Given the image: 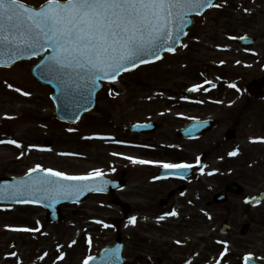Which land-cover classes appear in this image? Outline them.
<instances>
[{"label":"rangeland","instance_id":"obj_1","mask_svg":"<svg viewBox=\"0 0 264 264\" xmlns=\"http://www.w3.org/2000/svg\"><path fill=\"white\" fill-rule=\"evenodd\" d=\"M23 1L34 5H39L42 2V0ZM218 2L223 3L224 7L211 9L204 16L196 19L189 37L184 42L188 45L186 49L181 48L175 55L166 56L163 61L157 64L141 67L125 74L115 88L108 85L99 94L97 108L93 112L84 115L80 123L73 127L76 129L73 136L67 131L69 127L57 121L54 116L55 107L50 98L52 90L32 78L30 68L35 60L22 62L12 69H0V120L6 123V129L3 132L5 133L4 139L13 138L23 145L21 149H17L14 145L11 148H0V174H22L36 164L67 174H88L96 168L102 169L104 173L108 174L111 159L110 147L98 143L94 138L86 140L82 137L118 136L119 131L128 129L136 121L154 120L158 122V109L160 108L158 100L165 101V104L169 103L166 101L168 99H162L160 94L163 93L165 97L169 94L176 95L181 88L192 86L205 77H216L226 68V65L221 67V62H226V58L229 56L237 55L238 50L235 49L238 44L237 39L240 33L246 30L245 28H249L254 33L264 30V19L255 22L245 19V21L240 22L238 0H220ZM230 36L236 37V39H229ZM232 47L234 48L233 53H226V50H230ZM200 67L203 75H201ZM228 68L230 69V67ZM229 72L232 73V71ZM5 82L12 84L14 88L27 91L31 95L29 97L22 96L18 92L9 89ZM110 90L113 95L119 93L120 96H114V99L109 98ZM8 116L15 118L6 119ZM126 126L127 128H124ZM49 138L54 141L50 151H39L36 148L29 150L31 145L47 149L44 147V142ZM132 138L133 141L142 140V138L136 136ZM21 152L25 154L17 159ZM61 152H70L76 155L72 157L58 155ZM77 153L80 154L78 158ZM196 184L198 186L199 182H196ZM210 184L211 182H208L205 185L209 186ZM197 189L204 188L198 186ZM216 189L217 186L213 183L212 192ZM107 200L108 197L105 196H91L83 205L82 210L87 213L84 215L73 212L74 209H77V206L68 207L67 213L65 212L66 219L60 227L50 225L45 220V211L39 207L17 206L10 210L3 207L0 210V259L4 258L3 260L8 263L14 261L7 260L4 256L5 253H3L7 244L12 239H16L17 236L7 229L12 228L13 223H17V227H24V222L31 223V227L44 225V230L37 234L34 247H30L18 238L16 239L19 243L16 246L20 251L19 257L27 258L31 254L28 258L31 260V264L78 263L83 256L93 255L105 244L114 241L119 233H122L127 240L125 254L129 255L134 252V249L137 248L135 246L139 243H134L136 242L134 238L145 237L142 229L146 232L148 224L153 223V221L157 222L158 217L161 215H156L157 213L138 215L141 217L138 227L131 225L125 227L127 222H123V219L120 218L122 214L110 211L106 205ZM135 201L138 200L135 199ZM181 205L182 207H177L179 212L177 217H166L163 222H165V225L175 228L176 238L189 241L187 247L190 245L197 247L200 244V255L197 252L193 264H207L208 256L204 252L205 243L200 237H207L208 235L204 231L205 226L200 227L199 224H204L205 214L197 213L191 209L185 210L184 207L189 206L186 202H181ZM243 205L231 214H228V210L223 205L211 206L208 213L213 221V238L208 242L210 254L217 253V250H213L216 246L214 239L226 240L228 238V236H223L219 232L221 224L228 216L233 229L240 235L241 226L247 221L248 216L247 209ZM94 217L102 218L107 221L105 223L110 225H112L110 218L118 219L120 226L116 229H113V227L103 229L101 226L102 230L100 227L90 224L89 218ZM37 221H39V225H37ZM142 225L146 227L141 229ZM44 231L49 235L40 237ZM166 232L165 229L161 230L163 234H166ZM254 234L255 231L247 237H253ZM84 235L91 237V247L86 243L87 238H84L85 243L82 242L84 246L77 259L72 258L71 255H74L75 252L74 245L68 247L67 243L70 244L72 240H78V237H84ZM57 245L64 246L61 249L65 254L64 261L61 263L54 262L55 257L59 254L56 251ZM138 248L142 249L143 246L139 244ZM217 248L219 247L216 246ZM177 250H183V248ZM45 252L48 253V256L40 260L39 257ZM69 254L71 255L69 256ZM217 258L216 255H211L208 264L213 263Z\"/></svg>","mask_w":264,"mask_h":264},{"label":"flooded vegetation","instance_id":"obj_2","mask_svg":"<svg viewBox=\"0 0 264 264\" xmlns=\"http://www.w3.org/2000/svg\"><path fill=\"white\" fill-rule=\"evenodd\" d=\"M244 9L249 11L245 12ZM238 12L240 22L245 19L250 22L264 19V0H238ZM245 29L237 39V55L229 56L226 62L221 63V67L226 65L224 71L216 77L205 78L212 81L215 87L209 85V91L202 89L203 92H191L186 97L180 90L176 95L169 94L167 97L160 94L169 103L158 100L159 132L145 134L134 148L127 140V132L123 131V137L116 140L124 143L110 146L111 153L146 160L195 164V158L199 156L204 166L203 172L200 167H194L187 170L192 172L189 176L161 177L162 168L158 166L133 165L122 156H112L109 175L114 180H123L124 188L112 192L107 204L110 211L130 215L129 219L138 213L177 211L178 206L182 207L181 202H186L189 206H185V210L205 214L204 224H199L200 227L205 226L204 231L208 235L200 237L204 240L208 261L211 255L223 250V245L217 244L214 239L219 248L214 246L213 250H217L215 254L209 252L213 221L209 219L208 213L211 206L219 205L213 203L214 195L224 190L228 183H240L245 188L244 193H231L229 201L222 204L228 214L242 207L247 199L260 196L261 200L255 205H243L248 213L247 221L244 222L249 225L246 235L240 236L235 232L229 216L225 219V223L231 226L226 238L229 250L221 262L230 258L231 264H236V261L243 264L242 256L250 253L256 261L264 264V142H260L264 138V86L248 90L250 83L264 76V30L254 33L249 28ZM232 50L233 47L227 49L226 53L232 54ZM229 84H235L239 91L228 87ZM201 122H207V126L200 129L199 136L186 138L178 134L187 125ZM233 150H238V155L230 157L228 153ZM209 172L213 174L208 175ZM196 182L204 189H197ZM208 182L211 184L205 185ZM213 183L217 189L212 192ZM170 193L173 196L165 203ZM145 227L142 225L141 229ZM163 229L167 230L166 234L161 233ZM253 231V237H247ZM142 232L145 237L140 236L139 243L134 242L138 243L135 246L137 248L128 255V264H187L188 261L193 264L197 252L200 255V244L187 247L189 241L176 238L175 228L168 225L148 224L147 231L142 229ZM139 244L143 246L142 249L138 248ZM180 248L183 250H177ZM9 251L12 252V249L9 248ZM11 260L14 261L8 263L0 259V264H17L16 258Z\"/></svg>","mask_w":264,"mask_h":264},{"label":"snow or ice","instance_id":"obj_3","mask_svg":"<svg viewBox=\"0 0 264 264\" xmlns=\"http://www.w3.org/2000/svg\"><path fill=\"white\" fill-rule=\"evenodd\" d=\"M222 7L224 4L217 0H42L38 6L25 3L23 0H0V67H11L18 60L40 57L41 63L37 67L41 75L56 88L54 102L59 101L63 105L64 115L72 123H76L82 113L91 110L89 107L91 99L102 82L115 83L123 73L131 72L142 65L162 61L163 54H175L178 47L186 49L188 45L181 43V37L188 35L186 29L192 23L190 18L193 15L203 16L205 10ZM229 39L236 37L230 36ZM5 83L9 89L22 96L31 95L20 88H14L12 84ZM205 85L215 87L212 81L205 80L203 84H194L188 91L198 92L201 89L209 91ZM228 87L236 88V85L229 84ZM236 90L239 91L238 88ZM111 94L110 90L109 95ZM67 131L74 132L76 129L68 128ZM82 138L89 140L94 137ZM95 138L112 140L117 144L124 143L113 137ZM260 142H264V138H261ZM0 144L14 145L17 149L23 148L15 139L0 140ZM33 148L50 151L37 148L35 145L29 146V150ZM24 154L21 152L17 159ZM58 155L76 154L61 152ZM111 155L122 156L133 165L158 166L171 172H183L194 167H200L203 172L204 168L199 156L195 158L193 164L184 161L139 159L116 152ZM228 155L235 157L238 150H233ZM103 176L104 172L99 168L93 169L87 175H69L36 164L28 169L23 178L19 180L14 178V183L0 186V201L9 200L13 204L21 205H38L43 202V206L52 208L61 198L77 197L86 192H104L109 181L103 179ZM253 199L256 200L255 197ZM259 202L256 200L257 204ZM177 216L178 212L172 210L159 216L157 222L164 221L166 217ZM94 222L106 229L112 227L101 220ZM36 223L39 225V221ZM136 223L137 217L132 216L125 227L129 225L134 227ZM8 230L41 231L40 227H12ZM76 243V240H72L68 247ZM86 243L91 247V237L87 238ZM176 243L179 244L180 241ZM216 243L223 245L219 258L215 260V264H221L228 254L229 246L224 241L218 240ZM63 247L57 245L56 249L60 260L64 258L61 251ZM118 252V247L115 250H106V260H118ZM9 255L18 256L16 252ZM47 256L48 253L45 252L39 259L43 260ZM242 259L243 264H250L252 254H246ZM95 260L94 256H87L82 264H94ZM17 264L20 262L17 261ZM187 264H191V261Z\"/></svg>","mask_w":264,"mask_h":264},{"label":"water","instance_id":"obj_4","mask_svg":"<svg viewBox=\"0 0 264 264\" xmlns=\"http://www.w3.org/2000/svg\"><path fill=\"white\" fill-rule=\"evenodd\" d=\"M191 19V18H190ZM192 20V19H191ZM22 60H24V59H22ZM18 61H20V60H18ZM17 62V61H16ZM39 63H41V61L39 62ZM38 63V64H39ZM32 72H33V75L34 76H36L38 79H40L42 82H44V83H46V84H49V85H51L52 87H54L55 88V86H54V84H52V83H49L48 81H47V79L45 78V77H43L42 75H41V73H40V69L37 67V66H35L33 69H32ZM56 89V88H55ZM97 92V91H96ZM56 96V92L54 93V95H53V97H55ZM94 100H95V96H93L92 97V99H91V103H90V105H89V107H90V109L92 108V106H93V104H94ZM57 103V111H56V116L58 117V118H60V119H62V120H64V121H71L68 117H66L65 115H64V112H63V105L59 102V101H57L56 102ZM142 127H144V126H142ZM142 127H139L138 128V130H143V129H141ZM236 186H234V184H231V185H229L228 186V189L229 190H236V188H235ZM86 193H88V192H86ZM217 200H220V201H224V200H226V197H225V194L224 193H221L220 195H217ZM60 202L61 201H59L58 203H57V205H56V208H57V210L56 209H52V211L50 212V215L48 216L49 217V219H51L52 221H58V220H61V214H60V212H59V207H60ZM118 246V245H117ZM117 246L116 247H111V248H109V249H106V250H115L116 248H117ZM106 250H104L103 251V253L101 254V256H99V258H97L96 259V261H104V262H107L106 264H117V262L118 261H121V259H120V255H121V252L119 251L118 252V256H119V259L117 260V259H111V260H106ZM109 256L111 255V252L109 251Z\"/></svg>","mask_w":264,"mask_h":264}]
</instances>
